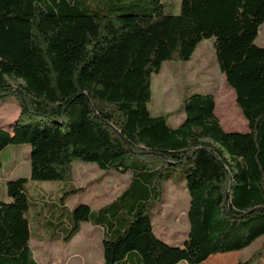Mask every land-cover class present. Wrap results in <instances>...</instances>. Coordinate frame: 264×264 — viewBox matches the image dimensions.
<instances>
[{"label":"trees","instance_id":"trees-1","mask_svg":"<svg viewBox=\"0 0 264 264\" xmlns=\"http://www.w3.org/2000/svg\"><path fill=\"white\" fill-rule=\"evenodd\" d=\"M139 1L140 14H102L86 0H0V18L29 22L33 41L32 73L0 63V100L21 109L0 127V167L6 148L30 146V180H6L10 200L0 201V264H38L32 210L51 240L70 242L83 223L103 228V264H203L264 238V47L256 45L264 0H182L185 11L167 16L162 0ZM210 39L246 133L223 129L212 94L187 97L177 128L149 110L153 75L189 62ZM77 161L129 173V185L98 212L81 204L70 213L66 199L81 192L71 182ZM29 181L61 182L63 197L30 201ZM166 181L185 184L190 197L181 247L154 231ZM262 257L264 243L239 264Z\"/></svg>","mask_w":264,"mask_h":264},{"label":"rangeland","instance_id":"rangeland-1","mask_svg":"<svg viewBox=\"0 0 264 264\" xmlns=\"http://www.w3.org/2000/svg\"><path fill=\"white\" fill-rule=\"evenodd\" d=\"M92 9L102 14H140L146 10L139 0H86ZM163 16L178 15L185 11L182 0H162ZM96 7V8H95ZM140 7L143 9L140 11ZM0 23L4 39L0 43V62L2 66H15L32 73L33 41L30 26L18 20L4 19ZM9 20V21H8ZM18 21V22H16ZM256 45L264 47V25L259 30ZM214 40L202 41L189 62L169 61L163 64L161 72L152 77V99L148 105L153 116H165L172 128L181 125L184 117V100L193 94H212L215 97L217 116L223 126L235 131L247 130V121L237 106L233 89L228 85L225 75L220 71L214 51ZM20 104L15 98L0 100V127L9 129L20 114ZM223 127V128H224ZM224 128V129H225ZM30 146H9L1 153L0 201L7 202L6 180L27 178L30 180ZM3 179V180H2ZM72 184L81 192L65 201L68 212L75 207L88 203L95 210L118 198L130 182V174L104 171L96 164L77 161L73 164ZM61 182L29 181L26 191L30 201H37L38 194H44L51 201L62 198ZM163 201L154 208L153 226L157 237L166 244L181 247L189 234L188 211L190 197L185 184L173 181L163 183ZM34 211L29 214L32 223L31 250L40 264H101L103 261V232L84 224L71 243L52 242L45 235L44 218L33 219ZM50 232V231H49ZM52 233V231H51ZM264 238L253 243L243 251L219 254L203 264H239L248 261L263 246ZM185 264V263H184ZM258 264H264V257Z\"/></svg>","mask_w":264,"mask_h":264},{"label":"crops","instance_id":"crops-1","mask_svg":"<svg viewBox=\"0 0 264 264\" xmlns=\"http://www.w3.org/2000/svg\"><path fill=\"white\" fill-rule=\"evenodd\" d=\"M260 33V32H259ZM259 37V36H258ZM214 42V41H213ZM229 85V84H228ZM234 91V90H233ZM234 94H235V92H234ZM235 98H236V94H235ZM242 112V111H241ZM215 114H216V116H217V108L215 109ZM218 117V116H217ZM219 119V118H218ZM220 121V120H219ZM220 123H221V121H220ZM248 124V123H247ZM221 125H222V127H224L223 126V124L221 123ZM247 127H248V125H247ZM225 128V127H224ZM223 128V129H224ZM226 132H239V133H246V132H248V131H246V130H243V131H235V130H232V128L231 127H229V126H227L225 129H224ZM247 130H248V128H247ZM17 179V178H16ZM27 179V178H26ZM3 180V179H2ZM8 180V179H7ZM62 189H63V186H61V188H60V193L62 192ZM38 197L42 200V201H45V200H47V201H49L50 203H55L56 201H51L50 200V198L49 197H47V196H45L44 194H38ZM117 199V198H116ZM115 199V200H116ZM114 200V201H115ZM113 202V201H112ZM111 202V203H112ZM111 203H109V204H111ZM109 204H107V205H109ZM83 205H87V206H89L90 207V209L93 211V212H98L99 210H101L102 208H104L105 206H107V205H104V206H101V207H98V209H94L92 206H90V204H88V203H85V204H83ZM76 208V207H75ZM73 210V209H72ZM84 224H89V227H91L92 229H100V230H102V232H103V238H104V230H103V228H101V227H99V226H96V225H93L92 223H83L82 225H81V228H80V230L82 229V227L84 226ZM80 232V231H79ZM79 232H78V234H79ZM77 234V235H78ZM76 235V236H77ZM75 236V237H76ZM74 237V238H75ZM73 238V239H74ZM72 239V240H73ZM71 240V241H72ZM52 242H55V243H62L63 242V240H51ZM71 241L70 242H66L67 244L68 243H71ZM102 244H103V242H102ZM30 247H31V243H30ZM35 259V258H34ZM36 260V259H35ZM37 261V260H36ZM37 263L38 264H40V262L39 261H37ZM104 263V254H103V261H102V263L101 264H103Z\"/></svg>","mask_w":264,"mask_h":264}]
</instances>
